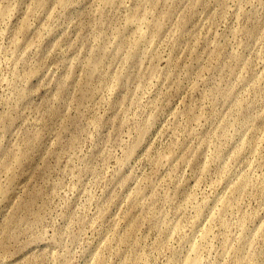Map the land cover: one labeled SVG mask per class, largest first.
<instances>
[{
	"label": "rangeland",
	"instance_id": "1",
	"mask_svg": "<svg viewBox=\"0 0 264 264\" xmlns=\"http://www.w3.org/2000/svg\"><path fill=\"white\" fill-rule=\"evenodd\" d=\"M0 264H264V0H0Z\"/></svg>",
	"mask_w": 264,
	"mask_h": 264
}]
</instances>
